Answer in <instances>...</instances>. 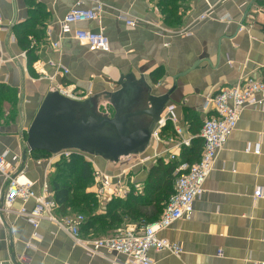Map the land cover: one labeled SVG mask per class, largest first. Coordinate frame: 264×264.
<instances>
[{
  "label": "crops",
  "instance_id": "1",
  "mask_svg": "<svg viewBox=\"0 0 264 264\" xmlns=\"http://www.w3.org/2000/svg\"><path fill=\"white\" fill-rule=\"evenodd\" d=\"M77 1L0 0L5 22L13 26L15 21L10 33L30 20L34 31L30 40L35 41L28 53L16 35L13 42L10 33H0L1 57L5 60L0 66V86L18 92L16 106L11 105L7 112L6 103L0 116V151L8 150L10 156L21 158L18 164L25 173L20 180L33 183L37 193L45 182L52 188L58 161L33 152L24 162V134L44 98L55 91L56 83L70 86L83 100L94 97L98 111L109 117L114 112L109 93L120 88L121 78L132 75L138 81L143 79V87H149L150 92L145 93L139 108H149L150 93H171L168 107H175L177 126L193 144L200 138L196 132L214 114L208 105L212 96L242 77L264 79V0H181L177 14H182V19L177 25L168 24L156 0H82L86 8L100 2L104 9L98 20L75 28L103 31L109 37L111 52H91L73 35L63 37L61 47L55 49L53 44L60 39L59 22ZM208 10L212 11L210 16L199 20ZM121 14L138 21L136 28L120 20ZM23 52H27V60L12 61ZM51 60L69 70L68 75L57 76L53 84L44 78L45 73L49 76L55 72L49 66ZM263 119L264 108H248L242 113L205 184V193L195 202L192 218L180 220L158 235L180 245L183 253L175 256L152 250L149 256L154 264H264V199L256 201L253 197L257 187L264 188ZM192 144L187 149L191 150ZM173 147L169 140L157 147L148 146L144 153L127 158L134 167L124 168L121 160L112 173L126 172L130 191L129 183L143 188L157 161L154 155L168 158ZM185 149L179 152L180 158ZM147 156L151 160L139 165ZM5 187L0 178V192ZM86 193L95 194L94 183ZM33 205L30 202L27 207L32 209ZM23 206L17 200L10 211L0 202V264H114V260H126L106 252L90 256L51 222H42L35 229L16 213ZM106 210L107 204L100 203L96 214L104 215ZM55 213L58 219H67ZM134 226L138 223L125 219L109 235L117 228ZM82 235L93 239L107 234Z\"/></svg>",
  "mask_w": 264,
  "mask_h": 264
},
{
  "label": "built area",
  "instance_id": "2",
  "mask_svg": "<svg viewBox=\"0 0 264 264\" xmlns=\"http://www.w3.org/2000/svg\"><path fill=\"white\" fill-rule=\"evenodd\" d=\"M104 6L97 2L95 6L86 8L83 6L82 0H78L76 6L72 8L65 17L59 22L60 39L54 42L55 49L61 47L62 38L68 35L85 44L91 52H111V43L109 37L103 31L92 32L86 29H76L77 24H85L94 22L100 18ZM212 13L208 10L199 17V20H205ZM120 20L126 22L130 27L136 28L138 21L132 20L128 14H121ZM12 22H5L4 16L0 13V33H10L12 31ZM190 33L188 34V36ZM10 38L16 42L14 33H10ZM32 40V46L35 41ZM2 46L0 44V66L5 60L1 57ZM27 60V52L21 53L14 57ZM49 66L54 69V74L47 75L44 78L52 84L55 83L56 77L59 75H68L69 70L62 64L51 60ZM55 91L62 95L74 99L83 100L81 96L75 93L70 86H64L63 83L55 84ZM210 110L214 114L208 117L202 126L200 137L204 142L203 153L200 160L190 164L187 161L180 162L177 168L179 174L175 185L174 195L170 203L163 212L161 218L147 225L140 227H128L120 231L115 237L101 239H86L81 236L80 225L84 221L83 216L75 219H58L56 216L57 204L53 197V191L49 182L42 185L41 193L34 190V184L30 182H22L21 176L25 173V169L21 164V158L18 156H10V152L0 151V178L6 184L3 192H0V202L7 210L13 211L12 206L17 200H21L24 206L17 211L19 217L26 219L35 229H38L42 222L48 221L56 224L59 229L68 233L74 243L85 250L90 256H101L104 252L108 254H116L125 256L124 262L113 261L114 264H154L149 254L152 250L157 252H168L175 256H180L183 249L180 245L173 243L165 238H159V233L172 227L180 220H190L194 214L195 202L205 193V184L213 172L218 161L220 153L225 148L230 136L237 128L242 113L248 108H264V79H254L242 77L236 84L231 87L221 89L217 94L212 96L208 102ZM175 107L166 108L161 120L157 123L152 131L150 145L156 147L157 142H162L160 134L166 128L167 123L177 120L173 115ZM264 122V119H263ZM176 140L173 142V151L167 156L170 160L179 161L180 151L189 148L192 144L191 138L184 137V131L181 127H175ZM156 150V149H155ZM259 152V149L255 151ZM32 153H28L30 155ZM73 154H81L86 157L93 165L95 195L101 204H106L114 198L125 199L130 192L127 183V175L120 174L118 176H110L103 172L101 168L95 165L94 160H98V156L91 155L79 150H63L53 154V158L69 159ZM52 158V159H53ZM158 160L161 154L153 157ZM152 158V159H153ZM150 156L140 160L139 165H143L150 161ZM140 190L139 185H135ZM254 200L264 199V188L257 187L254 192ZM33 202L32 209L27 204Z\"/></svg>",
  "mask_w": 264,
  "mask_h": 264
},
{
  "label": "water",
  "instance_id": "3",
  "mask_svg": "<svg viewBox=\"0 0 264 264\" xmlns=\"http://www.w3.org/2000/svg\"><path fill=\"white\" fill-rule=\"evenodd\" d=\"M142 84L145 85L143 79L138 81L132 75L121 78L120 88L109 93L114 111L109 117L98 111L94 97L74 100L51 91L26 132L22 160H27L29 152L53 155L63 150H79L119 163L122 158L144 153L152 131L168 107L171 93L162 96L150 93L149 108L140 109L143 96L150 92Z\"/></svg>",
  "mask_w": 264,
  "mask_h": 264
},
{
  "label": "trees",
  "instance_id": "4",
  "mask_svg": "<svg viewBox=\"0 0 264 264\" xmlns=\"http://www.w3.org/2000/svg\"><path fill=\"white\" fill-rule=\"evenodd\" d=\"M180 1L161 0L158 5L163 16L169 22L168 24L177 25L181 21L182 14H177L180 8L178 2L180 3ZM173 21L176 22L173 23ZM13 32L17 36L20 45H23L27 52L31 53L34 46H32V41L30 40V33L34 31L30 20L18 24L13 29ZM17 101L18 92L16 90L0 86V116L4 114V109L2 108L4 103L16 106ZM172 128L171 123H168L164 129L172 131ZM201 129L196 132V135H200ZM173 134L175 133L173 132ZM192 145L191 150L187 148L184 150L179 161H173L165 157L159 158L149 170L148 179L143 188L137 190L135 185L129 183L131 191L125 198L126 200L114 198L107 202V210L104 215L96 214L100 205L97 196L86 193L87 187L94 183L93 165L86 161L81 154H73L69 159L62 158L56 164L57 176L55 177L56 180L52 182L54 200L57 204L56 211L67 216L68 212L72 210L73 214L83 216L84 221L80 225V232L83 238L85 237L82 233L89 234L90 232L109 235V232L125 219L138 223L137 228L142 225L152 224L161 218L174 195V185L179 176L177 174L179 163L187 161L193 164L200 160L204 146L202 138H197ZM36 153H39L40 157H52V154L46 152ZM125 229L127 228H117L109 236L105 235L107 237L98 236L100 238L93 239L115 237L120 231Z\"/></svg>",
  "mask_w": 264,
  "mask_h": 264
},
{
  "label": "rangeland",
  "instance_id": "5",
  "mask_svg": "<svg viewBox=\"0 0 264 264\" xmlns=\"http://www.w3.org/2000/svg\"><path fill=\"white\" fill-rule=\"evenodd\" d=\"M156 2H158V4H160L161 3V0H156ZM178 4H179V2H178ZM189 34V33H188ZM188 34H186V35H188ZM4 105H6V103H4ZM4 105L2 106V108L4 107ZM6 107H7V112H8V110L11 108V105H6ZM6 112V113H7ZM111 112V111H110ZM2 115H4V114H2ZM12 118V117H11ZM169 123H171V125H172V131H167V130H165L164 129V131H162V133L160 134V138L162 139V142L164 141V140H169V142H174L175 140H176V132H175V127H176V125L177 124H175V121L174 122H169ZM167 125H168V123H167ZM166 125V126H167ZM174 130V131H173ZM173 132L175 133V134H173ZM164 133V134H163ZM27 137V134L25 133L24 134V139H25V142H26V138ZM158 140H156V147L157 146H159L162 142H157ZM99 158V157H98ZM100 159V158H99ZM53 160H56V161H58L57 160V158H53ZM122 160V166H124V168H126L127 169V167H129L130 165H132V167H134L135 166V163L134 164H132V162H129V159H127V158H122L121 159ZM95 161V165H97L99 168H101L102 169V171L103 172H106V173H108L110 176H118V175H115L114 173H112V172H116L117 170H115V167H118V165H115L116 163L115 162H112V161H108V160H106V161H104V160H94ZM156 163V162H155ZM154 163V164H155ZM122 174H124V176L127 174L126 172L125 173H122ZM120 175V174H119ZM78 216H81V215H76L75 213L73 214H68L65 218H68V219H75L76 217H78ZM107 236H109V235H107ZM107 236H105V237H107ZM104 237V236H103ZM98 238H100V237H98Z\"/></svg>",
  "mask_w": 264,
  "mask_h": 264
}]
</instances>
